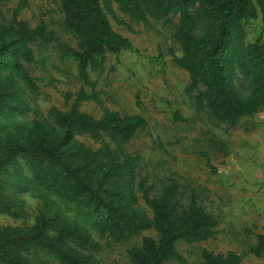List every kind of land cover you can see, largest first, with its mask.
Listing matches in <instances>:
<instances>
[{"label": "trees", "instance_id": "trees-1", "mask_svg": "<svg viewBox=\"0 0 264 264\" xmlns=\"http://www.w3.org/2000/svg\"><path fill=\"white\" fill-rule=\"evenodd\" d=\"M113 5L137 21L179 13L183 52L175 61L191 86L206 88L196 101L210 116L236 123L264 109V34L245 40L247 26L264 19V0H59L63 25L80 42L79 49L67 43L60 49L83 84L90 85L91 72H103L107 53L132 48L111 29L106 12ZM12 35L0 36V215L31 223L0 224V264H99L101 238L125 247L123 264H170L182 259L179 242L207 240L217 225L213 213L167 178L148 186L142 157L127 150L146 120L81 111V102L97 99L92 87L81 89L68 109H38L28 44H50L55 33L41 26ZM238 75L247 79L244 97L233 86ZM28 192L42 201L33 211L19 198ZM147 229L155 234H143ZM248 252L264 254V232ZM241 256L203 250L199 257L200 264H242Z\"/></svg>", "mask_w": 264, "mask_h": 264}, {"label": "rangeland", "instance_id": "rangeland-1", "mask_svg": "<svg viewBox=\"0 0 264 264\" xmlns=\"http://www.w3.org/2000/svg\"><path fill=\"white\" fill-rule=\"evenodd\" d=\"M112 9H106L111 29L127 38L132 48L107 53L103 72H91L89 85L76 78L74 64L61 52L62 44L79 49L80 42L65 29L59 0H0V36L41 26L55 33L50 44H28L35 54V62L28 66L37 79L36 107L42 111L50 107L65 110L73 105L81 89L89 92L93 88L97 99L81 102V111L100 118L111 110L146 120L127 150L142 157L140 166L149 173L147 185H161L165 178L167 183L176 182L181 191L194 193L217 219L207 240L199 244L179 242L182 259L170 264H200L203 250H234L242 254V264H264V254L248 252L256 235L264 232V109L246 114L236 123L210 116L196 101L206 88L191 86L188 71L175 61L183 52L176 36L179 13L170 14V20L137 21L116 5ZM261 16L247 26L246 41L264 34ZM246 85L243 75L233 80L240 96L247 95ZM34 115L29 112L28 118ZM23 117L18 115L16 119ZM79 138L99 147L90 138ZM19 198L31 211L42 202L30 192ZM67 213L85 223L75 213ZM21 223L31 222L0 215V224ZM142 233L151 235L155 231ZM100 241L99 264L124 263V246L112 242L109 246L103 238Z\"/></svg>", "mask_w": 264, "mask_h": 264}]
</instances>
